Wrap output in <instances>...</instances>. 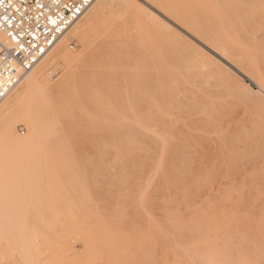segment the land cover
Listing matches in <instances>:
<instances>
[{"label":"rangeland","instance_id":"rangeland-1","mask_svg":"<svg viewBox=\"0 0 264 264\" xmlns=\"http://www.w3.org/2000/svg\"><path fill=\"white\" fill-rule=\"evenodd\" d=\"M155 1L99 0L68 35L92 40L11 114L42 136L0 159V229L30 248L0 242V264H264V0L193 7L187 27Z\"/></svg>","mask_w":264,"mask_h":264},{"label":"bare ground","instance_id":"bare-ground-1","mask_svg":"<svg viewBox=\"0 0 264 264\" xmlns=\"http://www.w3.org/2000/svg\"><path fill=\"white\" fill-rule=\"evenodd\" d=\"M99 0H94L93 3L89 6V8L84 12V14L80 17V19L74 23L59 39L55 42L54 46L51 48V50L43 56V58L28 72L24 73L18 78V81L16 85L12 88L14 89L19 83H24V87L22 88L21 91L15 92L16 94L13 95L9 100L5 102L0 103V133L3 134V136H0V159L4 161L5 159L8 158L10 154L14 155H19L26 153L30 148H35L34 144L36 141L42 136V127L40 125V121L36 116H33L34 114H31L29 109H26L24 121L27 124L28 127V135L25 138H21L16 135L14 131V125L10 119L11 114L13 111L21 104L24 102V100L27 98L29 94V90L33 87H37L39 83L46 78L48 72L56 68L57 64H60L61 59L59 61L60 57V51L62 50L64 53V56H69L70 53L68 51L69 47V41L73 38H78V39H84L88 37V33H90L92 30L90 29H85L84 27L75 30L73 36L68 37L69 33L72 31V29L77 25V23L85 19L89 13H91L95 8L97 7V3ZM104 2V4L114 7L120 3H125L128 2L129 0H101ZM143 1V0H142ZM147 1H152V0H147ZM232 1L233 0H219V1H211V0H192L193 6L189 9L186 8V3L185 0H168L169 4L168 6H164L162 3V0H156L155 3L156 5L163 11L168 12L170 15H172L182 26L187 27L189 26L190 21L194 18L193 13L194 9L193 7H198L202 6L213 13L218 12L222 9H225L229 7L230 5L232 6ZM250 2V1H249ZM256 2V1H255ZM146 3V2H145ZM150 5V4H147ZM146 6V5H145ZM149 7V6H147ZM140 12H142L145 16H150V14L147 12L149 10H144L140 8L139 6L137 7ZM155 8V7H153ZM161 12V11H160ZM125 13V12H124ZM120 15V14H119ZM153 17H155L153 15ZM115 21V20H114ZM155 21V20H154ZM112 23V22H111ZM114 23V22H113ZM115 24V23H114ZM113 25V24H112ZM153 25V23H152ZM162 26V25H161ZM95 29L99 32H104V22H100L99 25H96ZM155 28V27H154ZM195 30V29H194ZM157 33V32H156ZM158 34V33H157ZM196 35L201 36L199 30H196ZM149 37V36H147ZM96 38V36H95ZM94 38V39H95ZM111 38V37H110ZM89 40H92V38H89ZM109 39V38H108ZM105 39L103 41L104 44L108 42L109 40ZM176 39V38H175ZM97 40V39H96ZM0 43L6 47H9V41L6 36L0 33ZM209 45L211 46L212 50H215L216 52L220 53V55H223L225 58H231L230 55L226 54L225 50H223L221 47H218L214 44L213 41H208ZM210 48V49H211ZM214 51V52H215ZM164 53V52H163ZM167 53V52H165ZM178 53V52H177ZM78 57V56H77ZM180 60V58H179ZM64 61V60H63ZM183 63V62H182ZM165 64V62H164ZM184 64V63H183ZM201 67V66H200ZM217 67V66H215ZM67 68V67H65ZM195 69V68H194ZM203 69V68H202ZM56 70V69H55ZM208 70V69H207ZM110 71V70H109ZM159 71V70H158ZM260 89V88H259ZM37 91V90H36ZM12 90L10 91V93ZM32 92V91H31ZM35 92V90H34ZM40 92L44 96H49L52 94V89L49 88L47 85L40 87ZM264 94V92H263ZM9 95V94H8ZM31 99V98H30ZM37 100V98H36ZM31 101V100H30ZM47 101V100H46ZM31 103V102H30ZM32 107V106H31ZM33 110V108H31ZM31 110V111H32ZM34 111V110H33ZM32 111V112H33ZM36 111V110H35ZM37 112H35L36 114ZM227 115V114H226ZM251 124V123H250ZM139 125V124H138ZM60 129V128H59ZM258 130V129H257ZM256 131V129H255ZM259 131V130H258ZM247 133V131H246ZM254 135V133H252ZM252 134L250 136H252ZM62 135V134H61ZM158 136V135H157ZM59 138V137H58ZM56 139V137H55ZM161 139V138H160ZM63 142V141H62ZM40 143V141H39ZM133 145V144H132ZM232 147V146H231ZM40 148V147H39ZM34 149V150H35ZM33 150V151H34ZM68 150V148H67ZM32 151V150H31ZM36 151V150H35ZM69 151V150H68ZM131 151V150H130ZM33 153V152H32ZM35 153V152H34ZM68 153V152H67ZM70 155V154H69ZM25 156V155H24ZM41 156V155H40ZM161 158V157H160ZM231 158V157H229ZM24 160V158H23ZM22 161V160H21ZM161 161V160H160ZM23 163V162H22ZM240 163V162H239ZM31 164V163H30ZM33 164V163H32ZM10 165V163H8ZM36 165V164H34ZM2 166H7V163L2 164ZM30 167V165H29ZM6 168V167H5ZM4 169V168H3ZM31 169V167H30ZM32 169H36L33 168ZM5 170V169H4ZM18 171V170H17ZM1 175V173H0ZM8 175V174H7ZM156 175V174H155ZM2 181V180H1ZM7 181V180H5ZM4 181H2L3 183ZM11 185V184H10ZM2 186V185H1ZM150 186V184H149ZM146 187V186H145ZM146 190V189H144ZM172 190V189H171ZM229 191V190H228ZM231 191V190H230ZM143 192V191H142ZM156 193V192H155ZM237 193H242V192H237ZM236 193V194H237ZM239 194V195H240ZM238 195V194H237ZM142 196V195H141ZM187 199V198H186ZM199 199V198H198ZM255 201V199L253 200ZM253 203V202H252ZM175 221V220H174ZM172 225V224H171ZM174 227V226H173ZM176 228V227H175ZM178 229V228H177ZM176 230V229H175ZM196 230V229H195ZM199 230V229H198ZM217 230V229H216ZM179 231V230H176ZM17 237L10 238L9 234L6 233L5 231L0 229V242H3L4 244L9 246L10 253H4V257L7 258L9 255L12 253H18L19 255L22 254L23 257H26L29 259V247H27L24 244V238L23 237H18V235L22 236V233L24 232L22 229L19 230H14L13 231ZM13 234V236H15ZM202 233V232H201ZM11 234V235H12ZM175 235V234H174ZM203 235V234H202ZM216 235V234H215ZM221 237V236H220ZM34 238V237H33ZM241 240V239H240ZM155 249V248H154ZM107 252V251H105ZM173 252V251H172ZM177 254V250H176ZM264 255V254H263ZM31 256V254H30ZM2 258V256H0ZM189 257V256H188ZM30 260V259H29ZM216 260V259H214ZM210 261V260H209Z\"/></svg>","mask_w":264,"mask_h":264},{"label":"built area","instance_id":"built-area-1","mask_svg":"<svg viewBox=\"0 0 264 264\" xmlns=\"http://www.w3.org/2000/svg\"><path fill=\"white\" fill-rule=\"evenodd\" d=\"M94 0H0V103Z\"/></svg>","mask_w":264,"mask_h":264}]
</instances>
